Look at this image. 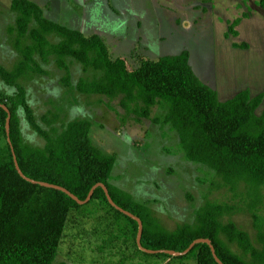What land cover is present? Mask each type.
I'll return each mask as SVG.
<instances>
[{"label": "trees", "instance_id": "trees-1", "mask_svg": "<svg viewBox=\"0 0 264 264\" xmlns=\"http://www.w3.org/2000/svg\"><path fill=\"white\" fill-rule=\"evenodd\" d=\"M255 1L264 8V0ZM11 10L16 18L7 31L19 59L11 69L0 65V78L17 91L13 95L0 91V103L11 111L10 137L22 172L34 180L66 187L82 200L94 185L104 183L116 204L142 219L141 243L145 248L182 252L194 240L209 238L224 264H264V112L258 113L264 93L253 95L250 89H243L223 101L218 91L195 73L187 50L157 60L144 59L139 66L131 67L126 58H111L101 35L86 36L81 30L47 18L32 0H13ZM241 21L238 17L231 22L227 36L239 35L236 27ZM238 45L248 47L247 43ZM53 56L67 71L63 78L66 85H71L70 66L74 61L84 72L101 73L93 79L80 78L76 88L83 94L121 97L122 106L128 110L135 106L141 115L166 104L165 121L178 132L186 157L214 170L224 187L236 197L241 195L252 216L255 240L234 221H224L236 211L235 205L217 201H207L200 207L193 224L166 227L149 204L137 201L112 182L117 155L93 142L90 120L76 118L59 129L58 115L49 112L42 116L48 128L40 125L21 80L43 73L40 62L48 63ZM21 108L45 140L44 146L25 140ZM7 117L0 105V141L7 140L5 148L0 149V264H54L71 215L95 202L100 206L98 211L104 209L114 220L122 221V245L152 255L138 247V222L112 206L102 187L81 205L63 191L24 179L15 167L7 139ZM231 243L241 253L235 252ZM191 253L196 264H219L205 242L195 245L188 255Z\"/></svg>", "mask_w": 264, "mask_h": 264}, {"label": "rangeland", "instance_id": "rangeland-1", "mask_svg": "<svg viewBox=\"0 0 264 264\" xmlns=\"http://www.w3.org/2000/svg\"><path fill=\"white\" fill-rule=\"evenodd\" d=\"M9 2L0 0V65L11 69L19 54L7 31L16 18ZM38 2L47 18L81 30L86 36L101 35L111 58H126L131 67L139 66L144 59L157 60L187 50L191 66L204 83L228 88L222 98L242 88L250 89L253 95L264 93V8L255 0ZM238 17L242 18L236 27L240 34L227 36L229 25ZM234 43H247L248 47ZM40 63L43 73L21 80L40 125L48 128L42 116L49 112L58 115L59 129L76 118L90 120L93 142L117 155L112 182L137 201L149 204L166 227L193 224L200 207L207 201H217L235 205L236 211L224 221H234L255 240L252 216L241 195L236 197L224 187L214 170L186 157L178 132L165 121L166 104L141 115L135 106L130 110L122 106L121 97L109 99L77 90L81 77L93 79L100 77V72H84L74 61L70 66L71 85H66L63 78L67 71L57 65L55 56L48 63ZM0 91L13 95L17 90L0 78ZM263 112L264 100L258 110ZM19 115L25 140L44 146L45 140L29 124L23 108ZM6 141H0V149L5 148ZM98 206L95 202L74 211L54 264H196L194 253L146 255L122 245V221L114 220L104 209L98 211ZM230 246L241 253L235 243Z\"/></svg>", "mask_w": 264, "mask_h": 264}, {"label": "water", "instance_id": "water-1", "mask_svg": "<svg viewBox=\"0 0 264 264\" xmlns=\"http://www.w3.org/2000/svg\"><path fill=\"white\" fill-rule=\"evenodd\" d=\"M0 105L7 111L8 113V117H7V121H6V133H7V139H8V142L11 146V150H12V153H13V157H14V163H15V167L18 171V173L24 178L26 179L27 181L33 183V184H39L41 186H44V187H48V188H53V189H56V190H60V191H63L65 192L66 194H68L69 196H71L74 200H76L79 204L81 205H84V204H87L95 190L98 188V187H102L105 191V194L107 196V199L109 201V203L114 206L117 210H119L120 212L124 213L125 215L133 218L134 220H136L138 222V234H137V244H138V247L146 252V253H149V254H158V253H165V254H168V255H172V256H185L187 255L194 247L195 245H197L198 243H201V242H205L207 244H209L210 248H211V251H212V254L215 258V260L219 263V264H224V262L219 258L217 252H216V249H215V246L214 244L212 243V240L209 239V238H198L196 240H194L191 245L184 251L182 252H179V251H175V250H169V249H160V250H152V249H148V248H145L142 243H141V239H142V234H143V221L140 217H138L137 215L133 214L132 212L122 208L121 206H119L118 204L115 203V201L113 200L110 192H109V189L108 187L104 184V183H97L96 185H94L92 187V189L90 190L88 196L86 197V199L82 200L80 198H78L75 194H73L70 190H68L66 187H63V186H60V185H55V184H51V183H48V182H44V181H37V180H34L32 178H29L27 177L21 170L20 166H19V162H18V159L16 157V153H15V150H14V147L12 145V142H11V137H10V123H11V111L10 109L5 105V104H1Z\"/></svg>", "mask_w": 264, "mask_h": 264}, {"label": "crops", "instance_id": "crops-1", "mask_svg": "<svg viewBox=\"0 0 264 264\" xmlns=\"http://www.w3.org/2000/svg\"><path fill=\"white\" fill-rule=\"evenodd\" d=\"M12 1L13 0H11V3H10V5L12 4ZM32 1H34V2H36V3H39L38 1H40V0H32ZM238 32H239V34H240V31L238 30ZM210 86L211 87H213L214 89H216L217 91H218V95H219V98H220V100H223V101H225V100H227V99H230V98H232L234 95H236L238 92H240L241 90H243V89H247V88H242V89H240V91H238V92H234V94L232 95V96H227L226 98H222V96L224 95V94H226L227 93V89L228 88H224L223 87V89H218V87H220L219 85H218V87H217V85L216 86H214V85H212V84H210ZM252 93V92H251ZM253 94V93H252ZM255 95V94H254Z\"/></svg>", "mask_w": 264, "mask_h": 264}]
</instances>
